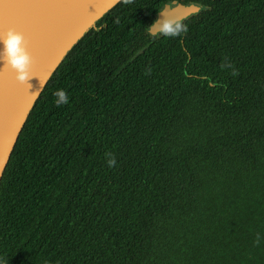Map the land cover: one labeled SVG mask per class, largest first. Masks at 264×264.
Wrapping results in <instances>:
<instances>
[{
  "label": "trees",
  "instance_id": "obj_1",
  "mask_svg": "<svg viewBox=\"0 0 264 264\" xmlns=\"http://www.w3.org/2000/svg\"><path fill=\"white\" fill-rule=\"evenodd\" d=\"M168 1L119 2L46 85L0 183L6 264H264V0H176L203 10L152 36Z\"/></svg>",
  "mask_w": 264,
  "mask_h": 264
},
{
  "label": "water",
  "instance_id": "obj_2",
  "mask_svg": "<svg viewBox=\"0 0 264 264\" xmlns=\"http://www.w3.org/2000/svg\"><path fill=\"white\" fill-rule=\"evenodd\" d=\"M122 0H0V34H24L32 56L29 82L21 84L9 67H0V183L20 134L46 85L70 50ZM198 3L170 1L157 12L182 21L200 13ZM162 12V13H161ZM153 21V22H154ZM148 33L158 35V23Z\"/></svg>",
  "mask_w": 264,
  "mask_h": 264
},
{
  "label": "clouds",
  "instance_id": "obj_3",
  "mask_svg": "<svg viewBox=\"0 0 264 264\" xmlns=\"http://www.w3.org/2000/svg\"><path fill=\"white\" fill-rule=\"evenodd\" d=\"M162 13V12H161ZM158 34L175 37L188 30V26L180 19L164 18L154 21L158 23ZM151 27V26H149ZM32 56L27 49L24 34L15 28H8L6 32L0 34V67H9L15 72V78L21 84L29 82L32 78L30 67ZM55 104L61 105L69 102V97L64 89H57L53 93ZM109 167L115 164V158L111 153L105 154ZM0 264H6L0 259Z\"/></svg>",
  "mask_w": 264,
  "mask_h": 264
},
{
  "label": "flooded vegetation",
  "instance_id": "obj_4",
  "mask_svg": "<svg viewBox=\"0 0 264 264\" xmlns=\"http://www.w3.org/2000/svg\"><path fill=\"white\" fill-rule=\"evenodd\" d=\"M172 1H176V0H172ZM168 2H170V1H168ZM168 2H166V3H168ZM178 2H179V1H178ZM166 3H165V4H166ZM180 3H182V2H180ZM189 3H197V2L192 1V2L182 3V4L186 5V4H189Z\"/></svg>",
  "mask_w": 264,
  "mask_h": 264
}]
</instances>
